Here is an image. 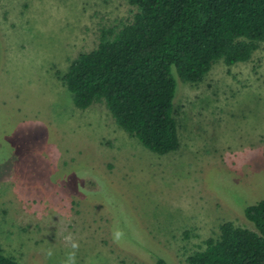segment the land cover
<instances>
[{"label": "rangeland", "instance_id": "rangeland-1", "mask_svg": "<svg viewBox=\"0 0 264 264\" xmlns=\"http://www.w3.org/2000/svg\"><path fill=\"white\" fill-rule=\"evenodd\" d=\"M135 11L127 0H0V252L20 264L69 253L75 264H188L223 222L255 229L245 208L264 198V42L199 83L179 79L180 147L166 154L104 102L73 103L62 80L72 59Z\"/></svg>", "mask_w": 264, "mask_h": 264}, {"label": "trees", "instance_id": "trees-1", "mask_svg": "<svg viewBox=\"0 0 264 264\" xmlns=\"http://www.w3.org/2000/svg\"><path fill=\"white\" fill-rule=\"evenodd\" d=\"M132 21L103 27L94 49L62 80L81 109L104 102L117 125L147 149L180 147L178 81L201 82L212 66L245 62L264 42V0H127ZM255 229L225 221L188 264H264V198L245 208ZM0 264H20L0 252ZM155 264H170L157 256Z\"/></svg>", "mask_w": 264, "mask_h": 264}, {"label": "clouds", "instance_id": "clouds-1", "mask_svg": "<svg viewBox=\"0 0 264 264\" xmlns=\"http://www.w3.org/2000/svg\"><path fill=\"white\" fill-rule=\"evenodd\" d=\"M72 246L76 247V245L74 243ZM49 255H51V253H49ZM66 264H75V253H69L68 254Z\"/></svg>", "mask_w": 264, "mask_h": 264}]
</instances>
